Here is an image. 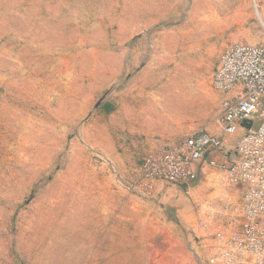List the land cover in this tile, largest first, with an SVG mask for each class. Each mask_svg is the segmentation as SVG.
<instances>
[{"label": "rangeland", "instance_id": "374dc122", "mask_svg": "<svg viewBox=\"0 0 264 264\" xmlns=\"http://www.w3.org/2000/svg\"><path fill=\"white\" fill-rule=\"evenodd\" d=\"M235 42L264 44V0H0V264H204L195 228L244 186L206 167L172 206L138 167L218 129Z\"/></svg>", "mask_w": 264, "mask_h": 264}, {"label": "built area", "instance_id": "2783aa9c", "mask_svg": "<svg viewBox=\"0 0 264 264\" xmlns=\"http://www.w3.org/2000/svg\"><path fill=\"white\" fill-rule=\"evenodd\" d=\"M212 86L232 94L223 101L217 123L225 135L241 133L234 151H226L225 138L203 128L147 155L141 174L151 182L190 189L209 167L227 186H244L241 202L226 218L205 217L198 223L203 262L264 264V44L228 45Z\"/></svg>", "mask_w": 264, "mask_h": 264}, {"label": "crops", "instance_id": "0c3cea01", "mask_svg": "<svg viewBox=\"0 0 264 264\" xmlns=\"http://www.w3.org/2000/svg\"><path fill=\"white\" fill-rule=\"evenodd\" d=\"M208 129V128H207ZM210 130V129H208ZM212 131V130H210ZM212 132L222 136L225 138V134L221 131L220 127L218 126L217 130H213ZM174 137V136H173ZM173 137H169L168 134H162V133H154V151H158L162 149L166 144L170 142L177 141L178 139L182 138H176L172 139ZM152 153V152H150ZM149 153V154H150ZM148 154V155H149ZM147 157L142 158L140 166L138 167V172L140 174L139 177H141V185L150 191V193L153 195L155 200H159L160 202L166 203L167 205L174 206L176 202H178L179 199H182L183 197H187L186 192L189 191V189L185 188L181 185L176 184H168L163 181H149L142 177L141 174V166L143 164L144 159ZM196 233L198 234V239L200 242L201 232L195 228Z\"/></svg>", "mask_w": 264, "mask_h": 264}]
</instances>
